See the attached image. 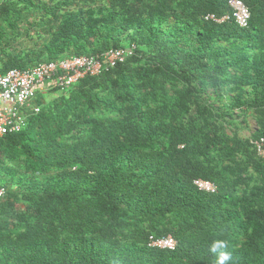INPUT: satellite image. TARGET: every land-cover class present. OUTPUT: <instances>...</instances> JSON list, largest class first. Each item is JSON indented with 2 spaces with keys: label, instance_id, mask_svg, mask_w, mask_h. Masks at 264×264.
Returning a JSON list of instances; mask_svg holds the SVG:
<instances>
[{
  "label": "trees",
  "instance_id": "obj_1",
  "mask_svg": "<svg viewBox=\"0 0 264 264\" xmlns=\"http://www.w3.org/2000/svg\"><path fill=\"white\" fill-rule=\"evenodd\" d=\"M240 1L251 13L246 30L236 25L228 0H107L63 19L49 12L54 34L42 52L11 58L0 74L136 50L69 90H51L75 105L46 107L41 95V112L23 131L0 137L13 164L18 155L36 157L45 147L36 170L48 174L25 179L23 210L13 192L0 200V264H264V158L256 145L264 142V0ZM11 3L0 12L9 24ZM210 17L230 20L217 24ZM130 30L126 46L121 38ZM136 77L159 106L133 97ZM197 79L203 87L227 86L234 95L227 111L258 116L253 140L223 132L215 122L221 115L212 111H200L201 120L189 116L193 91L178 84ZM163 83L175 90L158 98ZM110 90L115 104L101 97ZM117 101L120 121L95 120L87 139L57 142L87 123L77 121L81 115L100 106L114 110ZM63 107L81 109L65 127L57 124ZM50 123L57 124L55 135L44 127L33 136L36 124ZM240 154L249 161L237 162ZM250 170L257 174L244 176ZM198 179L217 192L199 191ZM169 236L178 242L174 251L148 246L151 237Z\"/></svg>",
  "mask_w": 264,
  "mask_h": 264
},
{
  "label": "rangeland",
  "instance_id": "obj_2",
  "mask_svg": "<svg viewBox=\"0 0 264 264\" xmlns=\"http://www.w3.org/2000/svg\"><path fill=\"white\" fill-rule=\"evenodd\" d=\"M107 0H96L92 3H83L81 0H0V12L1 5H5V2H12L10 5L14 7L15 11L12 13L13 18L9 23L0 19V70L6 68L11 58L26 56L29 53L36 52L40 53L46 46V44L51 40L54 34V24L52 17L49 12L57 13L61 19L66 17H71L76 15L78 12H85L92 7H100ZM151 0H146L150 2ZM134 34L133 30L128 31V34L122 36L124 45L128 46L130 44V38ZM146 67V66H145ZM155 77V76H154ZM133 90V97L136 99H142L146 103L152 104V106H159L160 101L148 96L151 91L147 87H141V81L136 77V83ZM190 88L193 91V107L189 116L195 119L201 120L200 111L209 110L214 114H219L221 117L215 121L221 126L222 131L233 137L237 134L242 140H253L255 134L260 130L259 118L256 114L250 113L244 115L242 111H231L226 110L225 106L230 104L234 95L231 94L227 86H223L220 89H215L212 87H203L202 81L197 79L195 84L191 86L180 82L178 84V89L187 90ZM175 88L172 84L163 83L159 90L157 91V97L163 98L166 93L171 96ZM115 90H110L108 92L102 93L101 97L104 102H114L115 104ZM66 94V93H65ZM63 93L49 92L43 99L44 105L51 106V104H62L65 105H75L69 103L67 99L61 101ZM249 99L252 98L251 95L248 96ZM85 97H82L81 106L83 107L85 103ZM87 100V99H86ZM120 100V99H119ZM114 110L107 111L103 106H100L98 111L90 110L85 113L86 116L81 115L77 118V121H87L78 125L72 133L68 135H63L56 137L57 142L62 144H71L79 136L87 139L91 133V129L94 127L93 122L99 120L101 122L107 123L112 121H120L123 113V109L120 108L122 105L121 101L116 102ZM198 109V112H197ZM78 112L79 108H77ZM75 109L71 111L67 107H63L60 112H57L60 123L63 127L67 125L69 120L73 118V114L77 112ZM206 114V113H205ZM207 115V114H206ZM75 118V117H74ZM66 123V124H65ZM57 124H36L34 126V137H39L40 132L46 127L55 135V129L57 131ZM59 125V124H58ZM58 136V135H56ZM7 150L4 146L0 144V183L4 185L9 192H13L18 195V198L14 200L18 209H24L26 202L23 196L29 195L24 188L23 183L27 178H45L48 174L43 171H37V168L41 169L40 159L44 156L45 147L36 154V157H29L27 155H18L17 161L13 164L8 161ZM263 153V152H261ZM218 153H215L217 155ZM260 158V156H259ZM237 162L249 161L246 155L240 154L236 158ZM230 163V161H228ZM56 172V171H54ZM249 174L256 175V171L250 170V173H246L244 176ZM253 184V183H252ZM243 188H246L243 186ZM10 229L12 228L8 225Z\"/></svg>",
  "mask_w": 264,
  "mask_h": 264
},
{
  "label": "built area",
  "instance_id": "obj_3",
  "mask_svg": "<svg viewBox=\"0 0 264 264\" xmlns=\"http://www.w3.org/2000/svg\"><path fill=\"white\" fill-rule=\"evenodd\" d=\"M232 18L236 25L246 30L249 28L251 13L240 0H228ZM229 17L217 20L210 17L207 21L224 24ZM135 47L115 49L94 56H71L55 62L41 63L26 70L14 69L0 74V137L17 134L27 126L31 115H38L41 107L38 99L51 90H69L88 76H96L106 68H115L135 55ZM259 154L264 158V142H257ZM263 152V153H261ZM195 186L199 191L214 194L217 187L211 182L198 179ZM6 187L0 184V200L8 195ZM150 248L174 251L178 242L172 236L150 238Z\"/></svg>",
  "mask_w": 264,
  "mask_h": 264
},
{
  "label": "clouds",
  "instance_id": "obj_4",
  "mask_svg": "<svg viewBox=\"0 0 264 264\" xmlns=\"http://www.w3.org/2000/svg\"><path fill=\"white\" fill-rule=\"evenodd\" d=\"M202 180V179H201ZM208 194V193H207ZM215 194V193H214ZM229 257L225 254L224 259L227 260Z\"/></svg>",
  "mask_w": 264,
  "mask_h": 264
},
{
  "label": "crops",
  "instance_id": "obj_5",
  "mask_svg": "<svg viewBox=\"0 0 264 264\" xmlns=\"http://www.w3.org/2000/svg\"><path fill=\"white\" fill-rule=\"evenodd\" d=\"M47 94H48V93H47ZM47 94H46V95H47Z\"/></svg>",
  "mask_w": 264,
  "mask_h": 264
}]
</instances>
